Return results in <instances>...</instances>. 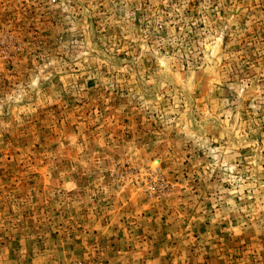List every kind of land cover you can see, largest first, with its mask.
<instances>
[{
  "label": "rangeland",
  "instance_id": "rangeland-1",
  "mask_svg": "<svg viewBox=\"0 0 264 264\" xmlns=\"http://www.w3.org/2000/svg\"><path fill=\"white\" fill-rule=\"evenodd\" d=\"M0 264H264V0H0Z\"/></svg>",
  "mask_w": 264,
  "mask_h": 264
}]
</instances>
